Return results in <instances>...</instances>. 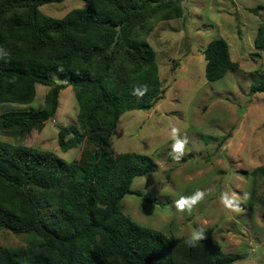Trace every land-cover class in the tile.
Here are the masks:
<instances>
[{
  "label": "trees",
  "instance_id": "1",
  "mask_svg": "<svg viewBox=\"0 0 264 264\" xmlns=\"http://www.w3.org/2000/svg\"><path fill=\"white\" fill-rule=\"evenodd\" d=\"M60 1L0 0V104H29L36 84L49 87L43 109L4 112L0 129L39 130L55 114L59 91L70 84L79 104L78 126L60 127L58 144L62 150L81 145L77 158L66 162L51 152L25 145L9 149L0 141V228L29 236L22 248L0 246V264L241 260L242 254L221 250L212 227L193 246L188 239L174 240L142 226L122 211L133 179L153 172L155 164L138 152H116L111 136L124 112L148 110L163 98L156 52L145 38L147 21L180 18V1L84 0V7L59 19L38 9ZM254 45L264 50V22ZM203 55L208 81L238 68L222 38L210 40ZM65 75L68 82L58 83ZM260 78L250 85L251 93L264 92ZM174 155L168 159L176 160Z\"/></svg>",
  "mask_w": 264,
  "mask_h": 264
},
{
  "label": "rangeland",
  "instance_id": "2",
  "mask_svg": "<svg viewBox=\"0 0 264 264\" xmlns=\"http://www.w3.org/2000/svg\"><path fill=\"white\" fill-rule=\"evenodd\" d=\"M180 18L147 22L145 38L156 52L163 98L148 110L124 112L111 136L116 152L134 151L151 158L155 170L133 179L121 205L125 215L142 226L161 231L174 240L189 239L191 231L212 227V237L223 252L243 258L233 264H264V92L250 85L264 77V50L254 37L264 22V0H179ZM84 0H63L38 7L59 19ZM258 8L257 12L251 9ZM222 38L238 68L215 81L205 77L203 50L210 40ZM58 83L68 82L59 76ZM49 87L36 84L33 101L26 105L0 104L8 111L43 109ZM79 104L70 84L58 93L55 114L38 130L0 129V141L51 152L71 162L81 145L62 150L58 129L78 126ZM173 129L186 141L185 160H169ZM139 191L140 194L135 192ZM197 191L203 198L179 210L177 201ZM223 199L235 198L238 210ZM28 234L0 228V246L16 250Z\"/></svg>",
  "mask_w": 264,
  "mask_h": 264
},
{
  "label": "clouds",
  "instance_id": "3",
  "mask_svg": "<svg viewBox=\"0 0 264 264\" xmlns=\"http://www.w3.org/2000/svg\"><path fill=\"white\" fill-rule=\"evenodd\" d=\"M134 94L136 93V90H134ZM139 95H143V92H139ZM177 129H173V144H172V153H175L174 159L179 160L181 155H183V150L185 147L186 141L180 140L176 138L175 133L177 132ZM204 196L203 192L197 191L192 197L190 198H181L177 201V208L179 210H184L186 207L191 209L192 206L196 205ZM222 203L227 206L230 209L238 210L236 207V204H238V201L235 200V198L232 199H223ZM204 229L202 227H199L198 229H193L190 234V238L188 239V244L195 245L198 241L202 240L204 238Z\"/></svg>",
  "mask_w": 264,
  "mask_h": 264
}]
</instances>
